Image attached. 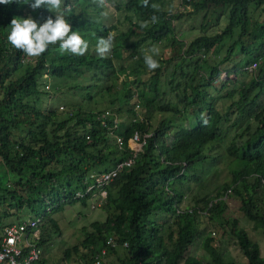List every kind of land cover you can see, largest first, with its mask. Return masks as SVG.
Returning <instances> with one entry per match:
<instances>
[{"label":"trees","instance_id":"16d2710c","mask_svg":"<svg viewBox=\"0 0 264 264\" xmlns=\"http://www.w3.org/2000/svg\"><path fill=\"white\" fill-rule=\"evenodd\" d=\"M67 2L68 22L89 41L84 56L61 54L55 45L27 57L7 40L10 20L31 15L42 23L55 12L0 5V231L38 218L39 253L30 264H62L41 254L59 232L52 213L85 205L95 193L103 218L80 227L83 236L62 250L64 260L238 264L225 256L230 240L244 264H264L239 218L225 215L232 198L238 215L264 234V0H179L174 10L171 0H149L146 8L141 0H117L107 24L93 0ZM195 13L199 32L188 39L178 22ZM220 18L209 33L207 24L218 26ZM110 32L117 33L114 46L101 57L97 39ZM153 47L163 55L154 72L143 60ZM46 76L58 79L50 87L58 95L43 88ZM45 96H66L64 109L46 105ZM120 112L128 116L114 120ZM133 131L149 134L132 163L96 185L90 174L132 156ZM193 243L199 253L189 250Z\"/></svg>","mask_w":264,"mask_h":264},{"label":"clouds","instance_id":"9594fccd","mask_svg":"<svg viewBox=\"0 0 264 264\" xmlns=\"http://www.w3.org/2000/svg\"><path fill=\"white\" fill-rule=\"evenodd\" d=\"M93 2L100 8L107 9L103 12L105 16L116 10L117 0H93ZM12 3L25 4L33 12L40 9H47L51 13L55 12L42 23H38L31 15L24 18L13 17L10 20V30L7 34V40L12 47L23 51L27 57H39L48 50L49 46L55 45L59 46L61 54L86 55L89 41L78 31L73 30L72 25L68 22L70 16L67 14L72 12V5L67 0H0V5ZM141 6L149 7V0H141ZM151 7L159 8L157 4H151ZM151 22H158V17L153 15ZM144 26H147L146 23ZM116 35V32H110L107 37L97 39L95 51L99 56L104 57L112 50ZM151 53L145 54L143 60L147 69L154 72L160 68V62L155 58L160 55V49L153 47ZM204 122L207 123V121ZM14 243V239L9 240V244ZM0 259L3 257L0 256Z\"/></svg>","mask_w":264,"mask_h":264},{"label":"rangeland","instance_id":"374dc122","mask_svg":"<svg viewBox=\"0 0 264 264\" xmlns=\"http://www.w3.org/2000/svg\"><path fill=\"white\" fill-rule=\"evenodd\" d=\"M167 3V2H166ZM164 3L163 6L167 7V4ZM179 6V0H171V6L170 10L176 9V7ZM180 8V7H179ZM185 11L189 10V7L184 8ZM107 11L106 8H101V20L105 22L106 24L110 21L115 19L116 10L114 12H110L107 16L103 15V12ZM201 13H195V14H187L183 15L178 22V29L184 33H186V37L189 39L195 34H197L199 31L198 29V22L200 20ZM213 19L207 24L206 28L209 33H212L219 29V26L223 24V20L220 18L218 26H212ZM159 56H163L161 53ZM249 66L247 67V71H249ZM123 75L120 74L119 78H121ZM131 77V76H129ZM222 78H225L226 76L222 73ZM47 81L43 82V88L48 90L49 93L53 95H58V92H51V88H53L56 84L58 79L50 76H46ZM46 84V85H45ZM70 94V92H69ZM66 96L60 97V96H53L51 99L49 96H45V104H55L58 106V108L64 109L65 105L63 101H66ZM264 99V96L262 97ZM63 106V107H61ZM134 108H138L139 110H145L143 107H141L139 104H135ZM115 115V116H114ZM113 118L116 120H122L125 119L128 114L124 112H120L119 114H114ZM167 139L170 140L168 137ZM210 177V186H213V179L215 180L217 175H211ZM221 174L217 177V181L220 180ZM103 192H99V195H102ZM97 194H92L91 198L86 202L85 205L79 203V201H75L70 205H64V207L59 210L56 213H52V217L56 220L57 227L59 229V232H55L51 235V238L42 245L41 247V254L44 256L47 262H62V264H75L73 257V254L70 255V257L66 260L63 259L62 250L66 247L71 246L72 244L76 243L78 240L82 238V232L80 230V227L82 225H88V223L93 219H102L103 218V212L99 207H94V203L97 198ZM98 202H96L97 204ZM236 200L232 198L227 199V208L225 209V215H235L239 218V223L241 226H243L249 236L256 240L259 245V254L261 256H264V234L260 233V231L252 230L250 223L245 220L242 216L238 215L236 211ZM28 217V214H23L22 218L25 219ZM47 222L44 224V228H48ZM215 231V230H214ZM216 233V231H215ZM218 235V234H214ZM230 243V244H229ZM227 250L225 251L226 257H231L234 259L238 264H244L245 257L238 252V250L234 247H232V242L228 240L226 243ZM223 248V247H222ZM189 250L192 252L199 253L201 249L196 245V243H193L191 246H189Z\"/></svg>","mask_w":264,"mask_h":264},{"label":"built area","instance_id":"2783aa9c","mask_svg":"<svg viewBox=\"0 0 264 264\" xmlns=\"http://www.w3.org/2000/svg\"><path fill=\"white\" fill-rule=\"evenodd\" d=\"M249 67L250 70L252 66ZM104 114L106 115L108 112L104 111ZM113 119L116 120L115 118ZM110 132L112 133V130H110ZM148 134L149 133H143L140 135L137 131H133L127 141V144L132 149V156L116 162L115 165L108 170L98 174H90L94 179V183L98 186L106 184L120 167L131 164L133 155L144 142ZM114 138L117 145L120 146L121 137L119 135H114ZM88 188L89 186L87 189ZM100 192L104 193V190ZM77 194H79V192H77ZM37 220L38 218L27 219L21 223H10L3 226L0 231V256L3 257V259H0V264H30L31 261L37 258L39 248L36 246L33 239L36 238L37 235V230L34 228V224ZM30 227H33V229L30 231L29 236L28 231ZM10 239H14L15 243L9 244ZM24 247H26L25 251L22 250Z\"/></svg>","mask_w":264,"mask_h":264}]
</instances>
